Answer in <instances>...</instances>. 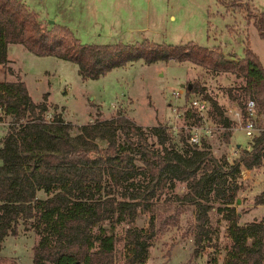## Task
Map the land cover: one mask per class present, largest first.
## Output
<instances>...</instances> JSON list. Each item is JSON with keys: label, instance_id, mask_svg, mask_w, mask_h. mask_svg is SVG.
I'll use <instances>...</instances> for the list:
<instances>
[{"label": "trees", "instance_id": "obj_1", "mask_svg": "<svg viewBox=\"0 0 264 264\" xmlns=\"http://www.w3.org/2000/svg\"><path fill=\"white\" fill-rule=\"evenodd\" d=\"M254 26L264 40V13L255 16ZM9 45H19L35 57L73 64L83 80H97L138 61L190 63L229 73L244 83L245 99H231L243 113L253 101L257 116L264 117V67L248 45L243 58L234 61L218 49L194 44L81 45L64 27L42 30L18 0H0L2 68L8 63ZM195 92L193 87L188 95ZM46 98L42 95L33 103L22 81L0 82V110L8 119L0 138V247L22 228L37 237L31 264H113L119 244L125 250L123 264H145L151 238L178 219L164 217L166 204L158 202L179 184L183 191L175 199L178 208L192 216L188 233L195 257L210 244L212 222L220 215L229 240L222 264H264V222L239 225L234 210L241 168L251 171L262 163L264 130L253 138L250 150L229 163L226 156L214 155L211 139L189 143L190 130L201 126L191 108L181 114L188 131L143 128L123 116L73 126L57 114L45 120ZM204 99L212 104L209 117L231 129L224 111L207 96ZM230 136L223 134L226 142ZM139 214L149 215L147 230L135 227Z\"/></svg>", "mask_w": 264, "mask_h": 264}, {"label": "rangeland", "instance_id": "obj_2", "mask_svg": "<svg viewBox=\"0 0 264 264\" xmlns=\"http://www.w3.org/2000/svg\"><path fill=\"white\" fill-rule=\"evenodd\" d=\"M32 12L42 30L51 27L67 29L81 45L119 46L150 43L165 46L194 44L218 49L227 60L243 58L246 45L259 57L264 67V40L254 26L255 16L264 12V0H18ZM8 63L0 67V82L22 80L33 103L47 96L45 120L54 114L64 123L81 126L89 122L107 121L123 116L143 128L166 126L172 132L188 131L180 115L193 100L207 96L230 117L241 111L231 96L244 98L243 80L229 73H214L190 63L142 61L114 69L97 80H83L73 64L53 58L35 57L19 45H9ZM190 86V90H188ZM196 92L189 94L192 88ZM245 99V98H244ZM201 123V136L210 140L216 157L226 156L235 163L241 152L250 150L253 137L264 130V117L253 119L255 132L247 137L237 125L225 129L209 115ZM8 119L0 120V138ZM230 132L226 142L223 134ZM238 184L241 190L234 210L239 225L264 222V154L259 167L241 168ZM173 193L162 196L158 204H166L164 217H177L175 224L158 229L151 238L145 264H222L225 247L229 246L227 223L220 215L212 222L214 234L210 244L194 256L195 245L188 233L192 216L180 210ZM175 207V208H174ZM180 211H179V210ZM179 211V213H177ZM149 215L139 214L137 229L147 230ZM124 228L119 227V230ZM37 237L20 229L16 236L6 237L0 247V260L14 264H31ZM209 244V246H207ZM121 244L116 248L113 264H123ZM123 251V252H122Z\"/></svg>", "mask_w": 264, "mask_h": 264}, {"label": "built area", "instance_id": "obj_3", "mask_svg": "<svg viewBox=\"0 0 264 264\" xmlns=\"http://www.w3.org/2000/svg\"><path fill=\"white\" fill-rule=\"evenodd\" d=\"M190 108L194 111L196 116L200 119L201 123L206 122L208 108L205 100H193L190 104ZM257 116L256 105L253 101H248L245 107L244 113L242 111L231 112V116L228 117L232 124L244 132L247 137H253L255 127L253 119ZM181 117V115H180ZM5 118L2 111L0 110V119ZM200 127H194L190 130L189 143L192 145H200L201 142V129ZM254 138V137H253Z\"/></svg>", "mask_w": 264, "mask_h": 264}, {"label": "crops", "instance_id": "obj_4", "mask_svg": "<svg viewBox=\"0 0 264 264\" xmlns=\"http://www.w3.org/2000/svg\"><path fill=\"white\" fill-rule=\"evenodd\" d=\"M260 13H264V12H260ZM7 49H8V47H7ZM8 59V58H7ZM22 81V80H21ZM47 100V99H46Z\"/></svg>", "mask_w": 264, "mask_h": 264}, {"label": "water", "instance_id": "obj_5", "mask_svg": "<svg viewBox=\"0 0 264 264\" xmlns=\"http://www.w3.org/2000/svg\"><path fill=\"white\" fill-rule=\"evenodd\" d=\"M188 90H190V86H188Z\"/></svg>", "mask_w": 264, "mask_h": 264}]
</instances>
